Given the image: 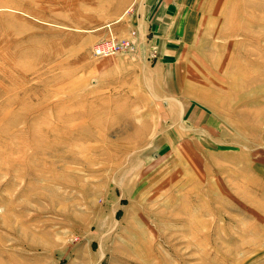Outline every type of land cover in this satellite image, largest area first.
<instances>
[{"label":"rangeland","instance_id":"1","mask_svg":"<svg viewBox=\"0 0 264 264\" xmlns=\"http://www.w3.org/2000/svg\"><path fill=\"white\" fill-rule=\"evenodd\" d=\"M175 1L158 75L136 0H0V264H264V0Z\"/></svg>","mask_w":264,"mask_h":264},{"label":"crops","instance_id":"2","mask_svg":"<svg viewBox=\"0 0 264 264\" xmlns=\"http://www.w3.org/2000/svg\"><path fill=\"white\" fill-rule=\"evenodd\" d=\"M184 0H182L183 2ZM134 13L126 16L119 27L114 30L126 35L130 29L137 32L136 55L133 58L123 57L126 62L132 61L133 71L141 68L155 74L172 73L177 62L183 63L181 45L185 42L186 25L189 22L184 3L175 0H136ZM181 5V7H180ZM149 48H155L159 57L153 65L146 60ZM137 73V72H136ZM144 78L141 77V80ZM143 85H150V78L144 79Z\"/></svg>","mask_w":264,"mask_h":264},{"label":"built area","instance_id":"3","mask_svg":"<svg viewBox=\"0 0 264 264\" xmlns=\"http://www.w3.org/2000/svg\"><path fill=\"white\" fill-rule=\"evenodd\" d=\"M133 49L132 42L128 39L104 38L97 41L92 48V54L95 57H102L116 53H128ZM150 57H155L152 53Z\"/></svg>","mask_w":264,"mask_h":264}]
</instances>
